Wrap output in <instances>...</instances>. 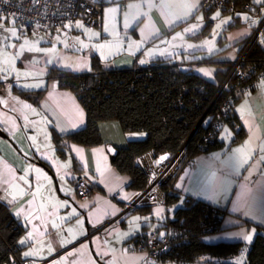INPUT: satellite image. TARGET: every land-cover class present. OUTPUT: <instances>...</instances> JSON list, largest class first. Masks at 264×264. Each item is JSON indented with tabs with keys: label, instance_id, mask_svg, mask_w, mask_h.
<instances>
[{
	"label": "crops",
	"instance_id": "0c3cea01",
	"mask_svg": "<svg viewBox=\"0 0 264 264\" xmlns=\"http://www.w3.org/2000/svg\"><path fill=\"white\" fill-rule=\"evenodd\" d=\"M100 1L104 3L103 12L105 7L121 6V12H124L120 17L121 26L125 25V13H128L129 26L144 25L146 21L147 24L144 26H158L163 31L169 28L171 31L195 18L193 13L201 3L199 0L197 8L186 17H190L188 20L179 19L175 20L176 23H171L175 16L183 15L186 11L181 6L182 0H169L171 7L167 10L160 7L149 10L146 0ZM153 2L159 5L161 0H153ZM129 4L141 5V7L129 9ZM109 8L111 7L106 9ZM138 12L147 15H140L134 20L133 17L137 16ZM180 20L182 22L178 23ZM172 24H175V27ZM248 24L250 23L221 33L217 43L220 38H224L225 42H219L218 49H208L200 44L206 38L198 42L189 39V36L197 34V31L189 35L186 40L187 43H194L195 48L189 47L190 45L185 47L186 49H182L184 52L182 59L174 60L180 62L186 60L194 64L192 68L203 77L213 79L218 70L217 65L209 63L198 66L199 61L229 47L216 59L221 62H235L240 43L251 34V28L257 26L252 22L251 25ZM102 29L103 17L99 31ZM102 37L108 36L102 35ZM262 41L261 46L264 49ZM55 42L57 43H51L49 46L56 48L55 51L60 54V58H63V62L69 59L65 63L67 64L65 69L57 67L56 64L60 60L55 61L52 67L76 74L90 70L88 55L75 51L70 44L66 47L65 44ZM44 61L41 64H44ZM22 63L25 68L34 67L29 60ZM134 63L138 64L131 57L113 61V65L116 66H130ZM205 71L210 75H205ZM38 72L41 73L38 78L20 77L24 81L14 83L27 90H39L48 86V91L38 107L30 106L19 99L10 100L8 97L12 93L9 92V88L0 84V88H4L6 98L0 97V197L4 196L10 201L13 214L28 229L23 255L30 250L38 253L24 257L33 260L51 259L50 264H109L110 261H115V264H146L147 254L138 246L139 244L137 245V235L145 224L152 225V229L164 235L165 232L160 230V226L166 217L171 216L175 208L169 209L168 214L165 206L148 205L150 207L146 206L148 207L146 209L140 207L137 211L131 212L123 221L117 220L124 206L133 200L137 193L131 194L125 190L130 178L118 172L113 166L105 144L95 147H84L74 143L69 145L70 155L102 189L101 192L96 189L88 199L77 198L76 188L71 181L72 160L69 157L63 159L57 153L50 137L51 126L58 135L65 136L82 129L86 115L72 92L59 89L53 81L47 84L46 67H39ZM35 80L41 82L35 83ZM261 81H264V78L257 81L254 89L245 91L234 108L240 118L241 127L247 134L246 138L240 143L232 144L233 131L226 128L231 133L228 136L223 127L220 141L224 143V147L211 153H202L190 167L184 195H191L196 200H203L225 211L222 230L209 235L207 242H244L249 245L258 229L264 228V160L261 159L264 152L259 150L260 145L264 143V84ZM5 102H9V109ZM25 104L30 107L24 108ZM3 108L12 113L5 112ZM33 109L35 111H32ZM100 130L106 143L116 148L126 145V137L117 122L103 123ZM8 136L12 137L19 149L31 157L30 160L18 154ZM246 141H250L249 147L254 149L250 158H248V148H245L239 156L235 152L236 149L242 148ZM245 158L247 163H243ZM13 196L16 198L13 199ZM73 210H75L74 215ZM158 210H162L159 215L156 214ZM109 219L111 221H108ZM96 228L99 229L95 230ZM30 232L33 235L28 239ZM249 233L252 235L251 242L243 239V236ZM49 245L52 248L51 252L48 250ZM140 257L143 259H139ZM203 258L205 259H199L195 263L159 262V264H210L209 262L214 261L210 256ZM238 261L247 264L246 257L241 254L232 258L234 264Z\"/></svg>",
	"mask_w": 264,
	"mask_h": 264
},
{
	"label": "trees",
	"instance_id": "16d2710c",
	"mask_svg": "<svg viewBox=\"0 0 264 264\" xmlns=\"http://www.w3.org/2000/svg\"><path fill=\"white\" fill-rule=\"evenodd\" d=\"M92 1L102 7V27L104 3L100 0ZM202 2L203 0L199 8L204 13L202 28L197 34L189 36L194 42L211 37L215 26L211 13L214 11L220 10L224 16L227 14L236 16L246 12L256 20L262 17L264 19L262 14L264 2L256 5L253 0H236V10L233 13H226L216 8L204 10ZM253 18L247 23L252 22ZM0 19H4L7 25L11 22L16 27H23L29 33L34 28H39L24 26L16 20L17 18L8 19L4 14H0ZM244 24L239 17H236L223 32ZM67 27L62 25L59 28L42 30H51L55 33ZM251 29V34L240 43L238 58L250 44L240 67L253 66L256 71L252 78H257L258 75L264 74V49L261 46L264 22L262 24L261 21ZM219 42L224 43L225 39L220 38ZM228 48L218 50L210 57L199 61L198 66L209 63L217 65L218 70L213 79H207L195 71L192 68L194 64L186 60L185 63L175 61L171 57L156 58L147 67H142L135 63L130 66H116L93 54L90 56V71L81 74L56 67H46L47 84L53 81L59 89L72 92L86 115L84 127L65 136L58 135L51 126L50 137L57 153L63 159L69 157L72 160L71 181L76 188L77 198L88 199L96 189L100 192L102 189L70 155L69 145L72 143L84 147L106 145L100 130L103 123L117 122L126 137V145L117 147L118 154L111 161L118 172L129 176L130 182L125 190L131 194L145 191L149 184V177L137 164L140 155L152 152L158 161V158L166 153L170 155L169 159L183 153L178 173L170 182L161 186L164 204H144L128 213H124V206L123 213L121 212L116 218L123 221L131 212L137 211L140 207L146 209L150 207L148 205L165 206L168 214L169 209L175 208L171 216L166 217L160 226V230L165 232L164 235L152 229L153 226L149 224H145L137 235L136 243L146 254L151 251L152 236L158 239L157 246L162 248L156 256L158 262L195 263L200 257L210 256L214 258V261L209 262L210 264H234L232 258L245 251L247 264H264V228L258 229L249 245L244 242H207L204 240L205 236L222 230L225 211L203 200H196L191 195H184V189L181 193L174 191V185L181 172L186 167H191L198 156L224 147V143L220 141L223 127L233 131L232 144L242 142L247 136L234 110L240 98L235 96V89L232 87V85L239 86L234 75L220 91V87L234 66V61L221 62L216 58ZM116 59L119 60L121 57ZM47 91L48 86L39 90H27L12 82V95L33 107H38ZM3 110L12 113L10 110L4 108ZM209 134H212V137L206 141ZM8 139L20 156L31 159L19 149L11 136H8ZM83 176L92 181V185H89L90 191L85 197L81 196L80 188L76 185L77 178ZM97 229L99 228L95 230ZM27 232V227L13 214L10 201L4 196L0 197V264H15L16 261L18 263L30 260L33 264H38L43 261L24 257L23 250L26 248V243L19 242L26 240Z\"/></svg>",
	"mask_w": 264,
	"mask_h": 264
},
{
	"label": "rangeland",
	"instance_id": "374dc122",
	"mask_svg": "<svg viewBox=\"0 0 264 264\" xmlns=\"http://www.w3.org/2000/svg\"><path fill=\"white\" fill-rule=\"evenodd\" d=\"M254 2V0H253ZM256 5H261L262 3H256ZM108 6V5H107ZM115 7L108 6L111 8H117L118 11L115 13L108 14L107 17V26L108 31H105V23H106V14L105 10L108 7H105L103 12V29L99 31L98 29L88 28L84 26L83 28H77L76 23H74L70 28H66L65 30H60L58 32H52L51 30H42L39 28H34L31 33L27 32V29L16 27L13 23L7 25L4 19H0V24L3 25V28L11 29L15 27L17 31L18 39L15 37H10V33L4 31L3 28H0V60L3 57L15 56V53L20 51V46L24 44V41L27 40L31 45H34L36 48L41 49L40 51H28L24 50L19 58L15 60L14 65H5L0 63V67H4L7 71L0 72V84L9 88V92H11L12 82H21L23 80L20 77H33L38 78L41 75L39 71V67H52L54 62L58 61L56 65L60 68H67L65 63H67L68 59L63 62V58H60V54H57L55 51V47H50L51 43H57L55 41L60 42L62 45L68 47L69 44L75 48V51L90 56L93 54H97L103 61H109L113 63L116 58L123 57H131L136 59V62L142 66L147 67L154 59L156 58H168L173 57L174 59H182L183 53L182 49H186L189 45L195 48L194 43H187V37L193 33L199 31L202 28L204 21V13L199 10H195L193 16L195 18L193 20H189L185 22L183 26H179L176 30H171L169 28L166 31H163L158 26H144L147 22H144V25H131L127 28L125 25L121 26L120 17L121 14V6L114 5ZM220 16L216 19H213L217 11L211 13V19L215 21V26L213 27L212 35L209 38H206L202 43L208 49H218L219 44H217V40L219 39V35L223 33V30L227 27L229 23L235 21L236 17H239L242 22H249L254 16L249 13H239L236 16H232L231 14L222 15L223 13L219 10ZM228 13V12H226ZM262 14H264V7L262 8ZM245 15L249 17V19H245ZM198 17H203V20H198ZM190 17L185 18L184 21L188 20ZM230 18V19H229ZM228 20V23L221 24L222 20ZM258 18L256 20L255 25L258 23L262 24L264 19ZM252 20V21H253ZM177 22V21H176ZM175 22V23H176ZM180 20L178 23H181ZM221 24L220 28H217V25ZM152 25V23H151ZM175 27V24H172ZM195 27L193 31H186V29ZM251 25V22L250 24ZM85 29L90 30L86 32ZM168 31V32H167ZM92 33H98V35H92ZM179 34V36H178ZM102 35H107L108 37H102ZM175 37V39H174ZM8 38V39H5ZM78 38V39H77ZM55 40V41H54ZM68 45V46H67ZM84 45H87L86 47ZM99 45H105L103 49L98 47ZM56 46V45H55ZM186 47V48H185ZM54 51H45L51 50ZM25 54H29L26 55ZM81 55V56H82ZM25 56V57H24ZM181 57V58H180ZM25 59V60H24ZM29 60L30 64H34V67L25 68L23 61ZM45 60V61H44ZM44 61V64L41 62ZM144 61V63H141ZM14 67V71L12 70ZM88 70L87 72H89ZM18 73H27V75H18ZM13 80V81H12ZM47 80V79H46ZM24 81V80H23ZM41 81L35 80V83H39ZM0 86V87H1ZM0 97L2 99H6L4 95V88H0ZM10 100L17 99L16 97L10 95ZM6 107L9 109V102H5ZM13 107V105H12ZM228 127H225V129ZM167 161V160H166ZM178 173V172H177ZM86 177V176H85ZM88 179V177H86ZM89 182L90 179H88ZM170 182V181H169ZM204 240H209V235L204 237ZM241 256L246 257V252L241 253Z\"/></svg>",
	"mask_w": 264,
	"mask_h": 264
},
{
	"label": "built area",
	"instance_id": "2783aa9c",
	"mask_svg": "<svg viewBox=\"0 0 264 264\" xmlns=\"http://www.w3.org/2000/svg\"><path fill=\"white\" fill-rule=\"evenodd\" d=\"M236 0H203L204 10L209 8L221 9L225 12H235ZM0 14H4L8 19L17 18L24 26L39 27L41 29H55L62 25H73L79 21L88 28H101L102 7L99 3L92 0H0ZM245 53V52H244ZM244 53L237 58L234 66L226 78L220 91L224 88L229 78L234 75L239 86H234L235 96H241L247 90L255 88L257 81L264 78V74L254 77L256 69L251 66L240 67ZM212 134L206 137L209 141ZM183 153L175 157L158 162L152 152H145L137 159L138 166L149 177V184L145 191L137 193L135 198L125 205L124 213L144 204H164V194L161 186L168 183L177 174ZM76 185L80 188L81 196L85 197L90 191L89 185H92L88 179L78 177ZM166 242V241H164ZM158 239L152 236L151 251L147 254L146 264H159L156 260L158 252L162 250L157 246ZM199 259H205L200 257ZM51 259L43 260L38 264H49ZM15 264H33L32 261H20Z\"/></svg>",
	"mask_w": 264,
	"mask_h": 264
},
{
	"label": "snow or ice",
	"instance_id": "6c2138e0",
	"mask_svg": "<svg viewBox=\"0 0 264 264\" xmlns=\"http://www.w3.org/2000/svg\"><path fill=\"white\" fill-rule=\"evenodd\" d=\"M254 2H256V3H262V2H264V0H254ZM146 3H147V7L149 8V10H151L152 8H155V7H160V8H163V9L167 10L169 7H171V5H170V3H169V0H161V3H160L159 5L155 4V3L153 2V0H146ZM198 3H199V0H195V2H191V0H182L181 6H182L183 8H185L186 11L184 12L183 15H177V16H175V19L172 20V21H170V22H171V23H175V20L185 19L188 15H190V14L192 13V11H193L194 9L197 8ZM133 7L139 8V7H141V5H133V4H129V5H128V8H129V9H131V8H133ZM117 11H118L117 8H109V9H106V10H105V14H106L105 31H108V26H107V17H108V14L115 13V12H117ZM140 15H147V13H140V12H138V13H137V16L133 17V19H134V20L137 19ZM127 16H128V13H125V27H126V28L129 26V22H128ZM219 16H220V12L217 11V13H216L215 16L213 17V19H216V18L219 17ZM244 18H245V19H249V17H247V15H245ZM197 19L202 21V20H203V17H198ZM229 19H230V18H229ZM226 23H228V20H227V19L221 21V24H226ZM252 23L255 24L256 21L253 20ZM221 24H218V25H217V28H220ZM66 27H67V25H66ZM76 27H77V28H83L84 26H83V24H81L79 21H77V22H76ZM146 27H148V25H146ZM195 27H198V25L193 26V28L186 29V31H193ZM0 28H3V25H2V24H0ZM3 30L9 32V33H10V37H15V38H17V39L19 38V37L17 36V31H16L15 27H12L11 29L3 28ZM85 31H86V32H89L90 30L85 29ZM92 35L95 36V35H98V33H92ZM178 36H179V34H178ZM5 39H8V38H5ZM77 39H78V38H77ZM174 39H175V37H174ZM262 43H264V41H262ZM84 46L86 47L87 45H84ZM98 47H100L101 49H103V48L105 47V45H99ZM189 47H192V46L190 45ZM25 49L28 50V51H40V50H41V49L36 48L34 45H31V44L29 43V41L25 40V41H24V44H22V45L20 46V51L16 52V53H15V56H12V57L5 56V57H3L2 60H0V63H3V64H5V65H9V64L14 65L15 60H16L17 58L20 57V55L22 54V52H23ZM45 51H54V49H51V50H45ZM141 63H144V61H141ZM12 70H13V71L15 70L14 67H13ZM3 71H7V69L4 68V67H0V72H3ZM204 74H205V75H210V73L207 72V71H205ZM18 75H27V73H23V74L18 73ZM261 83L264 84V81H261ZM36 86H38V85H36ZM23 107H24V108H29L30 106L25 104V105H23ZM32 111H35V110L33 109ZM249 114H250V113H249ZM80 115H82V113H80ZM225 133H226V135H228V136L231 135V133H229L227 129H225ZM249 145H250V141H246V142H245V145L242 146V148H240V149H236L235 152H236V153L238 154V156H239L240 154L243 153V150H244L245 148H248V149H249V152H248V158H250L251 153H252V151H254V149H251V148L249 147ZM259 150H260L261 152H264V143H262V144L260 145ZM161 159L163 160V159H165V157H161ZM261 159L264 160V155L261 156ZM243 163H247V158H245V159L243 160ZM37 171H39V170L37 169ZM22 179H23V178H22ZM21 194H22V193H21ZM15 198H16V197L13 196V199H15ZM125 198H127V197H125ZM160 211H162V210H158L156 214L159 215V214H160ZM17 214H19V213H17ZM74 214H75V210H73V215H74ZM135 219H139V218H135ZM134 222H135V221H134ZM78 223H81V222H78ZM53 227H57V226H56V225H53ZM32 235H33V234L30 232V233L28 234V239H31V238H32ZM161 235H163V233H161ZM243 239L246 240V241H248V242H251V240H252V235H251L250 233H249V234H246V235L243 236ZM64 242H65V243H70L71 241H64ZM19 243L24 244V243H26V240H21ZM48 250H49V252L52 251V248H51L50 245H49V249H48ZM36 254H38L36 251L30 250V251H26V252L24 253V256L27 257V256H33V255H36ZM69 255H71V253H69ZM139 259H143V257H140ZM109 264H115V261H110ZM237 264H241V262L238 261Z\"/></svg>",
	"mask_w": 264,
	"mask_h": 264
},
{
	"label": "water",
	"instance_id": "95a60500",
	"mask_svg": "<svg viewBox=\"0 0 264 264\" xmlns=\"http://www.w3.org/2000/svg\"><path fill=\"white\" fill-rule=\"evenodd\" d=\"M204 117L200 120V123H202ZM0 133H1V130H0ZM106 150L110 156V159L111 160H114L115 157L117 156L118 154V149L113 146L112 144L110 143H107L106 145ZM161 157H165V159H161ZM160 158H158V162H164L166 161L167 159L170 158V155L168 153L164 154L163 156H161ZM190 170L191 168L190 167H186L182 172L181 174L179 175L178 179L176 180V183L174 185V191L175 192H178V193H181L184 189V186H185V183L188 179V176L190 174Z\"/></svg>",
	"mask_w": 264,
	"mask_h": 264
},
{
	"label": "bare ground",
	"instance_id": "6f19581e",
	"mask_svg": "<svg viewBox=\"0 0 264 264\" xmlns=\"http://www.w3.org/2000/svg\"><path fill=\"white\" fill-rule=\"evenodd\" d=\"M253 40H254V39H252V41H253ZM252 41H251V42H252ZM249 46H250V44L248 45V47H249ZM248 47L245 49V51L248 49ZM245 51H244V52H245Z\"/></svg>",
	"mask_w": 264,
	"mask_h": 264
},
{
	"label": "clouds",
	"instance_id": "9594fccd",
	"mask_svg": "<svg viewBox=\"0 0 264 264\" xmlns=\"http://www.w3.org/2000/svg\"><path fill=\"white\" fill-rule=\"evenodd\" d=\"M47 260V259H46Z\"/></svg>",
	"mask_w": 264,
	"mask_h": 264
}]
</instances>
